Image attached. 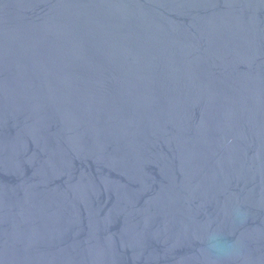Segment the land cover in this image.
Wrapping results in <instances>:
<instances>
[{
    "label": "water",
    "instance_id": "1",
    "mask_svg": "<svg viewBox=\"0 0 264 264\" xmlns=\"http://www.w3.org/2000/svg\"><path fill=\"white\" fill-rule=\"evenodd\" d=\"M0 264H264V0H0Z\"/></svg>",
    "mask_w": 264,
    "mask_h": 264
}]
</instances>
